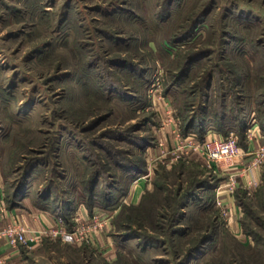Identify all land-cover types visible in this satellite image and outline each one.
<instances>
[{
  "label": "rangeland",
  "instance_id": "rangeland-1",
  "mask_svg": "<svg viewBox=\"0 0 264 264\" xmlns=\"http://www.w3.org/2000/svg\"><path fill=\"white\" fill-rule=\"evenodd\" d=\"M236 110L264 132V0H0L2 201L33 163L21 200L69 230L81 209L108 218L88 240L7 242L0 264H264V182L238 189L233 230L215 198L226 175L177 139ZM135 167L147 181L131 195Z\"/></svg>",
  "mask_w": 264,
  "mask_h": 264
},
{
  "label": "crops",
  "instance_id": "crops-1",
  "mask_svg": "<svg viewBox=\"0 0 264 264\" xmlns=\"http://www.w3.org/2000/svg\"><path fill=\"white\" fill-rule=\"evenodd\" d=\"M175 126L176 124L172 119H169L161 126V130L159 131L158 136V138L160 139L159 144L164 145L168 142L170 137L172 139L170 132L173 133V136L176 135L174 134ZM163 129L170 136L163 132ZM205 133L206 138H210V136L213 135L217 136L222 134L220 131L216 130L213 127L208 128ZM263 145L264 132H261L260 130L258 131L256 129L253 130L252 138L247 137L246 145L241 149L243 156L242 161L236 162L235 164H231L232 166H228V168L224 171H222L223 169L217 170L219 174L220 172H223L224 174H221L223 176H226H224L222 180L225 183L222 184L220 182L216 187L215 198H219L222 204L221 206L228 210V212H226V216L228 217V219L230 218L229 220H231L230 222L231 226H233V230H236V228L238 229L239 224V221L234 219V216L236 218L240 217V209L237 206L235 198L236 191L241 188L244 189L260 186V184L264 182V177L262 176L264 170V156L261 157L260 162L256 166H249L248 164L251 160L255 159V153L259 150V147ZM230 177H233L235 181L232 188L229 186L227 187ZM146 181L147 178H142V176H138L137 178H135L131 184V195H133L134 193H140L143 187L146 186ZM2 193L3 192L0 189V199L2 198ZM21 203L25 205L16 206L14 208L8 207L4 203H2L4 205V210L2 212V216L0 217V227L9 222L17 220L20 221L23 225L29 227L32 231L35 230L39 232L43 231L49 225L55 224V215L52 212L39 208L37 205L33 204L30 199L26 197L21 200ZM0 209H2L1 205ZM87 215L88 211H84V209H81L80 217H84ZM26 246L30 247L31 245ZM15 253H17L16 248L10 247L7 243L6 238L0 236V256L2 254L13 255Z\"/></svg>",
  "mask_w": 264,
  "mask_h": 264
},
{
  "label": "built area",
  "instance_id": "built-area-1",
  "mask_svg": "<svg viewBox=\"0 0 264 264\" xmlns=\"http://www.w3.org/2000/svg\"><path fill=\"white\" fill-rule=\"evenodd\" d=\"M252 128L248 127L246 135L252 138ZM178 142L180 147L186 148V151L197 150L207 161L208 166L214 171L218 169L227 168L230 166L234 160L242 156L241 148L238 145V136L234 132H230L224 136L213 135L210 138H205L203 141H199L195 135L178 137ZM256 157L249 163V166H256L261 157L264 156V145L259 147V150L255 153ZM235 181L233 177H230L227 187H233ZM0 217L4 210V205L2 204V198L0 199ZM217 203L221 204L219 198H217ZM223 212L226 213L228 210L223 207ZM76 225L73 229L69 230L66 224V220L61 216H55V224L49 225L43 231L31 230L29 227L23 225L20 221L9 222L2 227H0V236L5 237L7 242L11 245L17 244V242H24L26 244H33L41 241L45 237L49 236H66L70 235L78 238L79 240H88L90 234L98 227H103L107 224L108 218L105 219L97 218L93 216L90 220L83 217H74Z\"/></svg>",
  "mask_w": 264,
  "mask_h": 264
},
{
  "label": "trees",
  "instance_id": "trees-1",
  "mask_svg": "<svg viewBox=\"0 0 264 264\" xmlns=\"http://www.w3.org/2000/svg\"><path fill=\"white\" fill-rule=\"evenodd\" d=\"M190 59H188L181 67V71L178 74L177 79L180 78V76L188 69V65L190 63ZM206 111V110H205ZM241 110H236L235 113L231 116L229 113L225 114L223 116L219 115H214V114H207L205 117L206 119L209 118V120H204V123H202V125H200L199 123L196 124V118H193L189 123H187L184 128H183V132L186 134L185 136H190V135H195V137L199 140V141H203L206 137H205V131L210 128L213 127L216 130L220 131L224 136H226V134L229 133L230 130L232 129H237V131L240 133V148H243L246 145L245 142V137H246V133L244 132L246 129V122H245V118L243 116H241ZM261 129L262 131H264V123L261 124ZM31 166H34L33 163H31L30 165L28 164L27 166L24 167L23 173L21 174L17 185L15 186V192H14V196H12V198L10 200H5L3 201V203L5 205H7L8 207H16V206H20L22 205L21 203V199L23 197V195H20V193L22 192V189L25 187V184L23 182V179L27 176L29 169H31ZM144 169H140L137 170V168H133L131 171L132 172H136V174L134 176H130L131 179H135L136 175L139 173H142ZM93 181V183H92ZM89 183V191L90 194L92 195V193L94 192L93 190V185L96 183L97 184V180H95L94 175L90 178V180H88ZM108 191L110 193H112L111 189L108 188ZM128 192V190H127ZM238 193H240V190H237L235 193V198L237 199V201H240L239 195ZM98 192L96 193V195L92 196L93 197V203H90V205L88 206L89 209L92 211V208L94 207V205H96V198L98 196ZM113 195V194H112ZM114 197V198H113ZM48 198V197H47ZM117 200V196L113 195L110 197L109 200V204H107V206H113L115 204ZM67 206L65 205L64 208L65 212H64V216H68L70 214V210L72 209L69 205V202H66ZM70 207V209H69ZM50 208V207H49ZM52 209H57L56 206L52 207ZM206 238H203L201 240H199L197 242V244H201L203 243V241H205ZM197 244L194 247L196 250L197 249ZM193 251V249H192Z\"/></svg>",
  "mask_w": 264,
  "mask_h": 264
}]
</instances>
